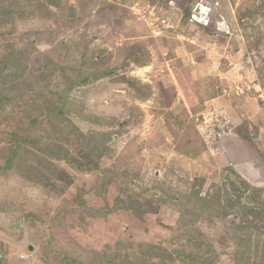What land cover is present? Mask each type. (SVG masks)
I'll list each match as a JSON object with an SVG mask.
<instances>
[{
    "label": "rangeland",
    "instance_id": "obj_1",
    "mask_svg": "<svg viewBox=\"0 0 264 264\" xmlns=\"http://www.w3.org/2000/svg\"><path fill=\"white\" fill-rule=\"evenodd\" d=\"M66 256L264 264V0H0V257Z\"/></svg>",
    "mask_w": 264,
    "mask_h": 264
},
{
    "label": "trees",
    "instance_id": "obj_2",
    "mask_svg": "<svg viewBox=\"0 0 264 264\" xmlns=\"http://www.w3.org/2000/svg\"><path fill=\"white\" fill-rule=\"evenodd\" d=\"M195 179H197V178H195ZM201 205H202V206H203V205H205V206H210L211 204H210L209 202H207V201H203V203H201ZM184 215L186 216V214H183L181 217H183ZM181 220H182V219H181ZM66 259H67L68 262H70V263L84 264V263H83L81 260H79L78 258L73 259V258H70V257L67 258V256H66ZM243 262H244L245 264H250L249 261H245V259H243ZM0 264H6V262L4 261V259L1 258V257H0Z\"/></svg>",
    "mask_w": 264,
    "mask_h": 264
},
{
    "label": "built area",
    "instance_id": "obj_3",
    "mask_svg": "<svg viewBox=\"0 0 264 264\" xmlns=\"http://www.w3.org/2000/svg\"><path fill=\"white\" fill-rule=\"evenodd\" d=\"M21 257H23V255H21Z\"/></svg>",
    "mask_w": 264,
    "mask_h": 264
},
{
    "label": "clouds",
    "instance_id": "obj_4",
    "mask_svg": "<svg viewBox=\"0 0 264 264\" xmlns=\"http://www.w3.org/2000/svg\"><path fill=\"white\" fill-rule=\"evenodd\" d=\"M201 11H202V9H201Z\"/></svg>",
    "mask_w": 264,
    "mask_h": 264
}]
</instances>
